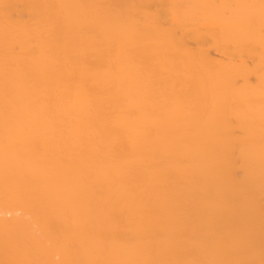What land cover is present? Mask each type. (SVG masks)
I'll use <instances>...</instances> for the list:
<instances>
[{
	"label": "bare ground",
	"instance_id": "1",
	"mask_svg": "<svg viewBox=\"0 0 264 264\" xmlns=\"http://www.w3.org/2000/svg\"><path fill=\"white\" fill-rule=\"evenodd\" d=\"M0 264H264V0H0Z\"/></svg>",
	"mask_w": 264,
	"mask_h": 264
}]
</instances>
